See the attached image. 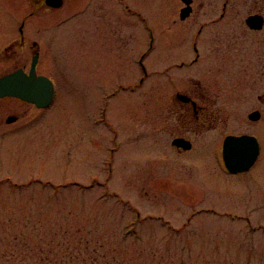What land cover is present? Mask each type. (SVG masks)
<instances>
[{
    "label": "rangeland",
    "instance_id": "rangeland-1",
    "mask_svg": "<svg viewBox=\"0 0 264 264\" xmlns=\"http://www.w3.org/2000/svg\"><path fill=\"white\" fill-rule=\"evenodd\" d=\"M44 1L0 0V77L25 62L4 48L19 41L26 20L30 46L41 53L38 72L58 90L37 124L14 135L0 130L9 137L0 141V241L10 245L0 253L30 264L46 255L68 264L77 257L80 264H264V193L235 192L237 178L217 159L264 89L238 88L254 38L244 24L248 5L203 34L204 58L191 68L190 85L209 99V120L193 121L186 136L194 149L179 157L171 141L184 129L169 107L188 90L184 71L162 75L168 59L159 62L153 50L139 82L154 31L119 0H64L60 8ZM126 3L136 11L141 0ZM145 4L153 28L159 11ZM233 15L241 26L233 27ZM24 52L28 70L34 52Z\"/></svg>",
    "mask_w": 264,
    "mask_h": 264
},
{
    "label": "flooded vegetation",
    "instance_id": "flooded-vegetation-1",
    "mask_svg": "<svg viewBox=\"0 0 264 264\" xmlns=\"http://www.w3.org/2000/svg\"><path fill=\"white\" fill-rule=\"evenodd\" d=\"M119 1L121 6L125 5V12L135 13L136 16L142 18L143 22L146 19L143 14L145 8L148 6H146L145 3L147 1L152 2L151 7L153 9L157 8L156 11H159L158 19H156L153 25V31L155 33L153 50L157 53L156 55L159 62H161L163 58L168 59L165 73L161 71V74L167 76V74L171 75L173 71H184L182 73L183 80L189 83L187 85L188 90L185 89L184 91L177 92L173 99V106L169 107L171 118L176 119L179 127L184 129L183 134L180 133L176 135L173 140L176 138L187 139L186 133H189L188 131L191 129L190 126L193 121L201 122L202 120H209L207 114L211 108L210 101L199 91L192 90L190 83L196 80V78H194L196 75H192L190 70L203 61L204 50L202 47L204 41L203 34L205 31L209 27L223 22L224 19L229 16L232 8L236 5L238 7L248 5L249 12L244 24L247 31L254 37L248 44L250 62L246 63L243 69L240 68L238 70V88L243 89V87L247 86L249 90L251 89L254 91L257 90V87L261 85L264 86V0H165L166 4H164V7H168L169 9L163 11L161 10L162 5L160 0H141L140 5L136 7V11L131 9V5L127 4L126 0ZM108 12L109 11H107V13ZM209 15L211 16V20L206 19ZM237 15L239 17V11ZM212 16H214L213 19ZM249 19H253L251 25L248 24ZM237 20L238 19L234 16L232 20L234 23L233 27L237 24L240 25ZM18 31L20 34L19 41H14L7 45L4 48V53L10 52L9 54L13 55L11 59H17L18 62H23L22 60H25L19 69H23L30 74L32 58L29 69L25 70L26 57H24L23 54L25 53L24 51L28 49H32L34 52V48H38V45L32 42V46H30L27 33L25 32V25H21ZM216 44L217 43H215V45ZM212 49L215 50V47H211V50ZM42 75L43 74L38 73V76ZM124 88L125 87L121 85V89ZM57 93L58 90L56 88V95ZM243 102L245 103V101ZM253 102L254 105L247 111V115L240 119V122H242L240 128L244 130L239 131L237 134H233L235 136H255L258 138V153L257 155H253L254 159H252V165L247 170L232 173L226 168L222 153L219 159L222 172L228 177L237 178L234 182L235 192L245 193L246 196L249 194V199H252L251 194L264 193V187L258 185L261 183V179L255 178V174H257L258 177L264 178V168L259 165V162L264 156V141H262V131H264V89L262 93L254 96ZM239 104L246 109L245 104L242 102H239ZM241 105H238L239 111L242 110ZM51 107L52 105L47 108H41L34 103L17 97H0V130L4 131L3 133L5 135H14L17 132L20 133L21 131H25L34 126V124H37ZM34 115L35 117H33ZM203 124L205 125V123ZM8 140L9 137L0 138V141ZM173 140L171 141V147L177 156L183 157L192 153L194 149L193 141H190L192 143V148L190 150H185L183 147L178 148L174 146ZM223 143L221 149H223ZM254 148L256 147L249 141H244L243 144L239 145L238 149H236V162L241 159L242 153H244V159L249 160L254 152ZM206 211L213 210H202L201 212ZM213 212L216 213L215 211ZM220 216L236 219V217L226 212L220 214ZM238 217L239 216H237V218ZM246 221L251 225V220L249 218H246Z\"/></svg>",
    "mask_w": 264,
    "mask_h": 264
},
{
    "label": "water",
    "instance_id": "water-1",
    "mask_svg": "<svg viewBox=\"0 0 264 264\" xmlns=\"http://www.w3.org/2000/svg\"><path fill=\"white\" fill-rule=\"evenodd\" d=\"M47 4L53 7H61L63 4V0H47ZM254 19V18H253ZM253 19L248 20V24L251 25ZM39 54L37 53L34 58L33 68L31 72V76L26 78L25 76H21L23 74L22 71H17L12 75L0 80V97L3 96H16L21 97L24 100H28L34 103L40 104V106L46 105L52 99V85L48 82L49 95L46 97L43 95V99L40 96L38 90L42 88L37 87V82L47 83V79L36 78V64L38 62ZM42 102V103H41ZM244 141H256L255 138L249 136L243 137H235L228 136L225 140L224 147V156L227 167L232 172H240L247 170L253 163L252 159L253 154L250 156L249 160L244 159V153L241 154V159L236 162L235 153H237L236 149H238L239 145H242ZM173 145L177 147H183L185 150H189L192 147V144L183 139L178 138L175 139ZM256 152V151H255Z\"/></svg>",
    "mask_w": 264,
    "mask_h": 264
},
{
    "label": "trees",
    "instance_id": "trees-1",
    "mask_svg": "<svg viewBox=\"0 0 264 264\" xmlns=\"http://www.w3.org/2000/svg\"><path fill=\"white\" fill-rule=\"evenodd\" d=\"M0 245L3 246L1 247L2 249L4 247H9L10 245H8V241H0ZM2 242H7L6 243H2ZM24 256V255H23ZM21 255L19 254H16L14 252L12 253H8V252H1L0 253V264H30V262H27L25 261L23 258L20 259ZM72 262H74L75 264H80L82 263L81 261L78 260V257L75 258V259H72ZM84 262V260H83ZM46 263H53V264H68V261L66 262H63V261H55V262H52L49 260V257L46 255V256H43L41 260H39L38 262H36V264H46Z\"/></svg>",
    "mask_w": 264,
    "mask_h": 264
}]
</instances>
